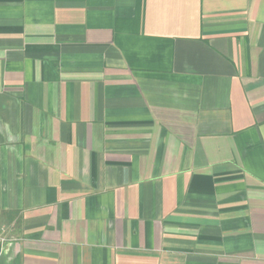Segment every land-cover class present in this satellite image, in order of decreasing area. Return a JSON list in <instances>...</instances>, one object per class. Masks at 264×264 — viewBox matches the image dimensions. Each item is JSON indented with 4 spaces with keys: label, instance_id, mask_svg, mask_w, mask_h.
<instances>
[{
    "label": "crops",
    "instance_id": "0c3cea01",
    "mask_svg": "<svg viewBox=\"0 0 264 264\" xmlns=\"http://www.w3.org/2000/svg\"><path fill=\"white\" fill-rule=\"evenodd\" d=\"M0 264H264V0H0Z\"/></svg>",
    "mask_w": 264,
    "mask_h": 264
},
{
    "label": "built area",
    "instance_id": "2783aa9c",
    "mask_svg": "<svg viewBox=\"0 0 264 264\" xmlns=\"http://www.w3.org/2000/svg\"><path fill=\"white\" fill-rule=\"evenodd\" d=\"M7 242H9V240H8L6 234H5V229L4 228H0V247L5 245Z\"/></svg>",
    "mask_w": 264,
    "mask_h": 264
}]
</instances>
